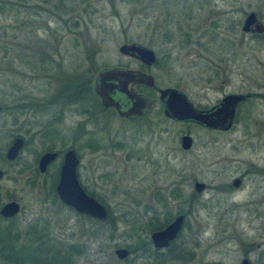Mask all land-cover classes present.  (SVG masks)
Returning a JSON list of instances; mask_svg holds the SVG:
<instances>
[{"label":"rangeland","instance_id":"374dc122","mask_svg":"<svg viewBox=\"0 0 264 264\" xmlns=\"http://www.w3.org/2000/svg\"><path fill=\"white\" fill-rule=\"evenodd\" d=\"M248 12L264 24V0H0V104L4 78L12 92L8 107L21 99V89L33 97L43 94L37 91L44 84L21 80L22 73L33 74L23 61H33L25 55L35 45L57 47L55 60L79 78L114 65L122 45L151 49L156 88H174L198 109L226 94L251 95L239 106L230 134L164 120L156 95L142 122H121L101 112L82 132L87 115L80 116L75 106L54 129L50 116L1 115L0 128L6 127L0 154L11 136L25 141L12 166L0 165L8 172L2 194H21V212L12 225L18 232L34 226L53 239L36 244L21 238L8 254L17 252L19 264H30L27 259L57 264L60 254L66 264L69 255L73 264H239L242 259L264 264V40L241 33ZM6 64L17 73H4ZM86 102L84 108L92 112ZM20 122L28 125L25 131L14 125ZM53 130L70 142L73 138L77 179L109 209L114 233L108 226L91 229L53 200L58 162L46 175L36 169L38 156L51 144L54 151L66 145L51 142ZM183 134L193 142L188 152L179 146ZM242 175V186L232 189ZM195 182L205 186L200 194L193 191ZM1 197V202L7 198ZM180 214L185 220L171 250L152 255L143 243L153 232L147 231L148 220L161 229L167 216L172 221ZM9 225L0 223V229ZM28 247H36L34 256ZM119 248L131 251L127 259H116Z\"/></svg>","mask_w":264,"mask_h":264},{"label":"flooded vegetation","instance_id":"af4514ba","mask_svg":"<svg viewBox=\"0 0 264 264\" xmlns=\"http://www.w3.org/2000/svg\"><path fill=\"white\" fill-rule=\"evenodd\" d=\"M22 1H25V0H22ZM23 7H25V5H23ZM259 21H261V20L259 19ZM262 25L264 26L263 23H262ZM247 35H249L251 37H258V38L264 40L263 35H253V34H247ZM34 48L35 49H29V51L27 50L28 53H26V55H25V57L33 58V61H31V60H27V61L24 60L23 61V63L26 65V67L28 69V73L32 72L33 74L26 76L25 73H22L21 74V80H23L24 82L30 83V84L34 83V82L44 84L46 86V88L40 89L42 92L37 91V92L43 93V94L40 95L39 97H37V96L33 97L32 94L26 93V91H22V89H21V92H20V94H22L20 96L21 99L17 103H15L12 107H8L7 105H9V103H10L8 99H10V94H12V92H10V89H8L9 84H8L7 78L6 79L4 78L2 81V83H3L2 85L4 88L2 87V92H1L2 103L0 104V116L5 114V116H7V117L11 116V115H13V117H14L15 116L14 113H16L17 111H19L24 116L25 115L28 116L30 114H31V116H34V115L50 116V118H52L51 128L54 129L55 127L58 126L57 124H62V125L64 124V120H65L66 115H68L69 112H74L73 108L75 106L76 107L75 111H79L78 114L80 116L87 115L86 117H84V121L80 123V125L82 126V130L79 132H82L83 127H85V123L94 122L95 120L92 121V119H93L92 116H95V114L96 115L101 114V112H109L110 114L114 115L121 122H129V123L142 122L143 120L147 119L150 116V112H151L153 105H154V102H155L154 96L156 95V101L160 105L158 115L162 116L163 119L166 121H170L172 123H179V122L171 121L170 119L165 118L163 115V108H162V105L160 104V102L158 100V96H159L158 91L161 89H167V88H156L154 78L150 74V70L152 69V67L156 63V55L154 52L153 53L155 56V61L152 65L147 66V65H144L143 63H141L138 59L134 58L131 55L121 54L118 51L119 50V48H118L117 54L119 57V61H116V63L114 65H112V66L102 65L99 68L97 67L98 69H94L93 74L90 75L88 73L86 76L79 78V77H74L72 72H70V70L63 68V66L60 65L55 60V57H57V55H58V51L56 50L57 47H49L46 50H44L45 47L43 46V50H42L40 45L39 46L35 45ZM6 56L4 55V58L8 57V56L7 57ZM3 64H4V62H3ZM3 70H4L3 72L7 73L8 75L17 73L16 70H14V68H11L8 64H6V66L5 65L3 66ZM106 70H116V71H120L122 73L119 76L116 75V76L111 77L110 79H103L101 81V82H104V83H102L104 86H108L107 87L108 89L105 90V93H106L108 99H110L111 102L116 105V108H114V107H103L101 105V101H100L99 97L94 93V86L96 84L98 76L101 74V72H104ZM134 73L146 74V75L151 76L153 79V86L147 87L144 84L134 83V81H133L134 79L132 80L128 77L129 75L134 74ZM74 81H81V83L87 84L89 91H91V93H92V97H90L89 99H86V100L85 99H79V100L75 101L73 98ZM171 89H174V88H171ZM122 91H124L125 93ZM132 94L140 96L147 101V109L146 110H144L143 112L142 111L139 112L138 111L139 107L132 110V106L134 104V101L129 98V96H131ZM185 97H186V95H185ZM250 97H251V95L244 96V99L236 105L232 124L230 125L229 129L225 132H221V131H217V130H209V129L203 128V127L195 125V124H192V125L198 127V129L204 133L215 134V135H217V134H230L237 127V124H236V122H237V111H238L239 106L242 103H244L246 100H249ZM87 100H88V103H90V106H92L91 107L92 112H89L84 108L85 104L87 103L86 102ZM219 101L216 104H214L208 108H204V109L196 108V109L202 110V111L209 110L211 107L217 105L219 103ZM182 124H184V123H182ZM189 124H191V123H189ZM14 125H17L18 128L22 131H25L26 127L28 126V125H26V123H22V122L14 124ZM62 125L60 127H62ZM5 127H6L5 125H2L0 128V139L4 138L3 131H5V129H4ZM53 132L55 133V135H54L55 139H54V137L51 138L52 139V140L50 139L51 142L52 141L54 142L56 139H58L61 142V144L66 142V145H64L63 150L54 151V150H51L52 145H53V144H51L46 150H44L38 156V158L36 160V169H37L38 160L42 154H44V153H55L56 156H55L54 160L46 166L45 171L43 173H39V171L37 169V172L40 175H46V173H48V169L52 166V164H54L55 162H58L57 163L58 164L57 178H56V183H57L59 168L61 166L64 153L69 149L73 150L72 148H70V147H72L71 144H73V138L71 137L72 140L70 142L68 140V138H64V136H62L61 134L58 136L59 132H57V130H53ZM182 136H189V135L183 134L180 136V138ZM180 138H179V146H180ZM17 139H20L22 144H21L20 148L18 149L16 156L12 160L8 159L7 158V152L9 150V148L12 146V144ZM68 142H69L70 146L68 145ZM3 144H4V141L0 140V146ZM192 144H193V142L191 139V144H190L189 149H187V150L181 149V150L183 152H188L191 149ZM24 145H25V141H24V138L22 136H20V135L11 136L10 139H8V141L6 142L5 148L3 146L4 151H2L0 154V165L1 166H7V167L12 166L14 164V161L18 159L19 152ZM95 149L99 150L100 148H99V146H97ZM74 153H75V151H74ZM75 155L78 159V165H79V157L77 156L76 153H75ZM78 165H77V168H78ZM1 166H0V173H1V175H0V194L6 196L7 198H6V200H4V202H1L2 197L0 195V209L4 205L13 202V203L17 204L18 211L15 215H13L10 218H3L0 215V223L6 222L7 224L8 223L12 224V222H14L16 220V218L19 216V214L21 212V206L19 204V200L21 199L20 198L21 194L16 198L11 197L8 194H6V193H8L7 191H5V193L2 194L1 186L4 184L3 180L6 179V176L8 177V172L7 171L5 172ZM77 168H76V178H77ZM252 173L255 174L254 172H252ZM18 175L20 176V174H18ZM242 178H243V175L241 176V178H235L233 180V181L237 180V186L236 187L233 186V181H232V183H231L232 189L238 190L242 186V184H243ZM11 180H12L11 181L12 183H15V181H16L15 178H11ZM24 180H25V178L23 176L22 187H24L25 182H26ZM78 183H79V181H78ZM79 185L81 186L80 183H79ZM81 188L84 189L82 186H81ZM204 190H205V186L201 192H203ZM201 192H199V193L195 192V193L200 194ZM177 216H179V215H177ZM182 216H183V221L181 224V228H182L183 222L185 220V216L184 215H182ZM170 222L171 221H169L164 227H166ZM163 228L151 232L148 236V240H146V242H143L144 247H146L147 250L152 255L163 256L166 253H168L171 250L175 240L177 239V235L180 232L179 231L177 233L174 240H172L168 243L167 247L156 249V248H154L153 243L150 240V235L154 232L162 230ZM181 228H180V230H181ZM4 229L5 228H1L0 232ZM41 241L43 242L44 240H35V242H33V243L40 244ZM43 244H46V242H43ZM41 247L42 246L37 247V248H41ZM35 249H36V247H28V251H32L30 253L31 257L35 255V253L33 252ZM126 250H128V249H126ZM128 251H129V255H130L131 251L130 250H128ZM49 254H50L49 255L50 258L53 257V255L51 253H49ZM127 257L125 259H127ZM67 260H68V264H73V260L71 259V255H69V258Z\"/></svg>","mask_w":264,"mask_h":264},{"label":"water","instance_id":"95a60500","mask_svg":"<svg viewBox=\"0 0 264 264\" xmlns=\"http://www.w3.org/2000/svg\"><path fill=\"white\" fill-rule=\"evenodd\" d=\"M240 31L243 34L263 35L264 26L257 18L254 12H248L241 23ZM121 54L131 55L138 59L144 65L150 66L155 61V56L152 50L140 46L135 43L128 45H122L118 50ZM120 71L106 70L101 72L98 76L96 84L94 86V93L99 97L101 105L103 107H114L116 105L108 99L105 90L108 86H104L101 82L103 79H110L113 76L121 75ZM130 79H134V83L144 84L147 87L153 86V79L146 74L134 73L128 76ZM101 82V83H100ZM124 92V91H122ZM125 93V92H124ZM158 100L163 108V115L165 118L179 123H192L209 130H217L225 132L232 124L236 105L244 99L240 94H226L219 103L209 110H197L188 101L184 94L181 92L167 88L158 91ZM134 101L132 110L139 107L138 111H144L147 109V101L135 94L129 96ZM138 112V113H139ZM22 142L17 139L7 152V158L13 159ZM191 144V138L189 136H182L180 138V147L183 150L189 149ZM55 153H44L40 156L37 164L39 173L45 171L46 166L52 162L55 158ZM78 165V159L73 150L69 149L64 153L61 166L59 168L58 180L54 188L56 198L59 203L66 208L71 209L78 215L87 216L97 223L104 224L106 222L107 214L102 205L95 201L92 197L88 196L78 183L76 178V168ZM1 175V173H0ZM233 186H237V180L233 181ZM204 189L203 184L194 183L193 190L196 193L201 192ZM18 211L17 204L11 202L4 205L0 209V215L3 218H10ZM183 216H176L166 227L162 230L154 232L150 235V240L153 243L154 248L160 249L167 247L168 243L176 237L180 231ZM114 255L117 260H123L129 255V251L123 248L114 250ZM239 264H249L247 259H242Z\"/></svg>","mask_w":264,"mask_h":264},{"label":"trees","instance_id":"16d2710c","mask_svg":"<svg viewBox=\"0 0 264 264\" xmlns=\"http://www.w3.org/2000/svg\"><path fill=\"white\" fill-rule=\"evenodd\" d=\"M73 92H74L73 98L75 101H77L79 99H86V98L89 99L90 97H92V93H91V91H89L88 85L81 83V81H74ZM70 148H72V147H70ZM52 189L53 188L51 187V191H52ZM83 190L85 191V193L87 195H89L91 197L93 196V194L89 193L86 189H83ZM52 195H53L52 196L53 200H57L54 193ZM95 200L101 204V202L98 199H95ZM58 205L61 208H66L60 203ZM103 207L105 208L106 213H107L106 222L104 224L97 223L87 216H79V215L78 216L80 217V219L82 221L89 223L91 226V229L96 228L97 232H99V230H103V229L107 228V226H108L111 229V232L114 233V231L116 229L115 224L113 223L114 220L112 221V216H111L109 209L105 206H103ZM66 209H68V208H66ZM68 210H70V209H68ZM70 211H72V210H70ZM75 215H77V214H75ZM169 221H170V216H167V218H165V220L163 222L164 225L167 224ZM148 224L149 225H148L147 231H152V230L155 231V230H159V228H160L159 225L150 223V220H148ZM34 228H35L34 226H30L29 228H27L26 232H25V230H23L22 232H18L16 230V228L10 223L9 226H7L4 230H2L0 232V261L3 262L4 264H19V260H18L19 256H18L17 252L13 255L8 254V253H10L11 250H15L13 247V244L16 243L18 240H21V238H23L24 240H53L52 238H50V236L46 235L47 234L46 232H42L43 234L41 235V234H38V232ZM23 232H25L24 236H23ZM144 238H146V233H145ZM55 240H62V239H60V238L56 239L55 238ZM76 240H79V239H76ZM61 252H63V255H69L70 254V247H69V254H68L67 250H63ZM60 256H62V255L60 254L56 258L57 264H66L65 261L61 260L62 258H59ZM27 261L30 262V264H43L42 261H44V260L40 261V260H35V259H33V260L27 259Z\"/></svg>","mask_w":264,"mask_h":264}]
</instances>
